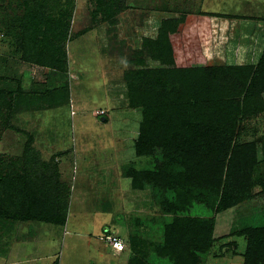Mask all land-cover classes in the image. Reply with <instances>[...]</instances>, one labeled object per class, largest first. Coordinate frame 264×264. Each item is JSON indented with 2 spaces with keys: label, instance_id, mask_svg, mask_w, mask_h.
Listing matches in <instances>:
<instances>
[{
  "label": "rangeland",
  "instance_id": "374dc122",
  "mask_svg": "<svg viewBox=\"0 0 264 264\" xmlns=\"http://www.w3.org/2000/svg\"><path fill=\"white\" fill-rule=\"evenodd\" d=\"M114 4L105 20L98 0H0V91L11 95L0 116V161L12 159V174L38 182L48 202L57 198L65 215L64 225L0 220V264H128L134 255L131 237L145 241L149 264H171L156 256L155 247L162 241L163 224L171 219L158 197L173 194L152 184L133 189L127 177L130 170H155L162 153L156 148L150 157L136 155L142 109L129 105L126 77L140 83L135 72L162 68L143 43L156 39L163 21L182 15L192 21L219 13L212 20L198 18L197 34L187 42L204 54L213 49L210 65L255 67L264 51V0ZM27 10L43 23L58 17L68 22L67 38L57 41L65 72L37 69L23 60L21 23ZM200 66L187 63L190 69ZM258 97L264 104V89ZM260 108L253 113L241 109L231 141V146H255L250 196L215 214L213 243L203 264H244L247 242L241 233L264 227V106ZM26 144L37 155L28 163L34 171L22 167ZM188 213L213 216L200 204ZM106 234L122 240V252L113 253L103 240Z\"/></svg>",
  "mask_w": 264,
  "mask_h": 264
},
{
  "label": "trees",
  "instance_id": "16d2710c",
  "mask_svg": "<svg viewBox=\"0 0 264 264\" xmlns=\"http://www.w3.org/2000/svg\"><path fill=\"white\" fill-rule=\"evenodd\" d=\"M114 3L115 0H98L103 19L109 18ZM65 12L60 10L63 16ZM201 16L218 17L209 13L192 21L186 15L163 21L156 39L143 43L162 68L135 72L140 83L133 76L126 77L129 105L142 109L136 155L150 157L156 148L162 153L155 170H130L127 177L133 189L152 184L153 188L173 194L169 199L158 197V205L171 219L163 224L162 241L155 247L156 256L171 264H203L213 243L215 214L250 196L255 146H231V141L241 109L253 113L264 106L258 97L264 89V51L255 67L210 65L213 49L204 54L199 46L187 44L193 42ZM39 19L30 10L23 16L22 58L65 72V55L57 41L67 38L69 24L62 17L46 23ZM189 60L204 66L187 68ZM7 97L11 95L0 91L3 117ZM29 151L26 144L22 167L34 171L28 163L37 155ZM0 162V220L65 224L57 198L48 202L38 182L12 174V159ZM194 204L202 205L213 216L190 215L188 211ZM241 235L247 242L244 264H264V227L246 229ZM129 246L134 255L128 264H149L145 241L131 237Z\"/></svg>",
  "mask_w": 264,
  "mask_h": 264
},
{
  "label": "built area",
  "instance_id": "2783aa9c",
  "mask_svg": "<svg viewBox=\"0 0 264 264\" xmlns=\"http://www.w3.org/2000/svg\"><path fill=\"white\" fill-rule=\"evenodd\" d=\"M103 240H105L108 243L113 253L115 252L120 253L123 251L124 245L120 238L113 236V235L106 234L104 235Z\"/></svg>",
  "mask_w": 264,
  "mask_h": 264
},
{
  "label": "crops",
  "instance_id": "0c3cea01",
  "mask_svg": "<svg viewBox=\"0 0 264 264\" xmlns=\"http://www.w3.org/2000/svg\"><path fill=\"white\" fill-rule=\"evenodd\" d=\"M209 13V12H208ZM210 14H219V13H212V12H210ZM222 14V13H221ZM234 14V13H233ZM230 15V14H229ZM235 16H242L243 17V15H240V14H234ZM234 15H232V16H234ZM209 19H216V17H212V18H209ZM26 64L28 65V66H31V67H35V68H37V69H43V70H50V68H47V67H43V66H40V65H37V64H33V63H29V62H26ZM37 69L35 70V71H37ZM59 72V71H58ZM61 73V72H60ZM24 75H29V73L27 72V73H24Z\"/></svg>",
  "mask_w": 264,
  "mask_h": 264
}]
</instances>
